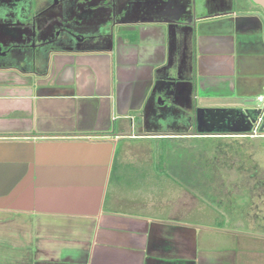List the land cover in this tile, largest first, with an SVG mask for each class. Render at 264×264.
<instances>
[{
  "label": "crops",
  "instance_id": "0c3cea01",
  "mask_svg": "<svg viewBox=\"0 0 264 264\" xmlns=\"http://www.w3.org/2000/svg\"><path fill=\"white\" fill-rule=\"evenodd\" d=\"M246 12L201 24L200 50L171 57L172 81L162 71L166 27L139 21L110 41L100 33L97 47L57 51L33 72L0 70V231L32 233L40 264H264V135L148 124L168 100L190 117L258 104L264 31L249 29L264 13ZM212 137H228V162L202 159L221 146L184 143ZM157 138L166 147L156 165L146 141ZM154 170L155 182L168 183L163 172L186 189L165 204L147 197Z\"/></svg>",
  "mask_w": 264,
  "mask_h": 264
},
{
  "label": "flooded vegetation",
  "instance_id": "af4514ba",
  "mask_svg": "<svg viewBox=\"0 0 264 264\" xmlns=\"http://www.w3.org/2000/svg\"><path fill=\"white\" fill-rule=\"evenodd\" d=\"M248 4L257 8L254 16L259 19L264 10L252 0H0V70L33 72L39 63L47 67L57 51L97 47L100 33L110 41L112 34H124L138 21L163 24L169 57L181 54L187 58L200 50L197 34L201 24L245 16ZM99 18L102 23H97ZM106 19L109 24H105ZM249 30L257 35L264 31V25L256 21ZM163 72V78L175 80L168 71ZM175 110L161 104L154 108L148 124L162 129L171 123L181 128L182 134L197 135L196 108L193 117L186 111L176 114ZM220 129L198 135L228 133L225 125Z\"/></svg>",
  "mask_w": 264,
  "mask_h": 264
},
{
  "label": "rangeland",
  "instance_id": "374dc122",
  "mask_svg": "<svg viewBox=\"0 0 264 264\" xmlns=\"http://www.w3.org/2000/svg\"><path fill=\"white\" fill-rule=\"evenodd\" d=\"M199 101H200L199 104L207 103V101L204 102L201 97H200ZM216 101H219V99H216L215 102ZM167 104H169V106L172 107L173 102H171V101L169 102V100H168ZM164 127L166 128L167 124H164ZM157 139L152 140V141H146L147 145L153 147L154 150H156L155 153L153 154V156L151 155L152 158L150 157V160L154 159V162L156 165L160 161L164 160L163 157H164V152H165V147H166L165 142H162L159 139L158 140ZM124 142L127 143L126 141H122L121 146H123ZM175 142L176 143H173V141H172V142H170V144H181V143H177V141H175ZM190 142H192L195 145L201 144V145H205V146H208V145L209 146H221V148H223L222 150L226 149L223 151V153H221V152H218V153L217 152L216 153L211 152L209 154L206 153L204 158H202V159L211 160V161L223 160L225 162H228V137H223V138H213L212 137V138H202V139H195V140L191 139V141H188V140L184 141L185 145L189 144V146L191 145ZM131 143L133 145L139 144V142H137V141L130 142L129 144L132 145ZM138 147H140V145ZM191 150H193V149H191ZM159 153H160V155H159ZM148 154H150V153H148ZM142 156H143V159H140V160H142L144 162V164H145V162H146V164L149 163L148 157L146 155H142ZM160 156H161V158H160ZM193 156H194V153H192V152H189L188 154H186V158L190 162L192 161ZM170 161L175 162L172 155L170 156ZM147 167H148V165H147ZM146 171L148 174L149 171L147 169H146ZM134 172H137V170H135ZM160 173L158 174L159 176H161L160 178L161 179H168V180H166L168 183H166L164 181L163 182H157V181L155 182L154 180H155V176H157V174L154 170L153 174L152 173L149 174V177L152 176L151 179L153 180V190L152 189L149 190V192L152 193V195H150V193L148 192L149 195H146V196L147 197L153 196V197L163 198L162 203L165 204L166 199L171 198L169 201H172L173 198L176 199V197L178 195H181L184 192V190L186 189V186H185V184H182L181 181L178 182L175 179H172L173 177L171 175H166L163 172L160 175ZM219 173L224 177L228 176V166L220 169ZM220 174H218V175H220ZM146 175H144V177H147ZM139 176H142V175L140 174ZM152 180H150V181L152 182ZM153 203L159 204L161 202H159L157 200V201H153ZM184 203L185 204L186 203L191 204L190 201H184ZM157 210L158 209H156L155 211H157ZM15 220L17 222V219H15ZM19 223L23 224V221L19 222ZM12 224H15V223L10 222V225H12ZM11 227L9 226V228H7L8 229L7 232L0 231V264H40V262L37 261L38 260L37 256L34 255V253H36V251L34 250V248H35L34 244L35 243L33 241H36L35 240L36 237L32 233H29L27 231H25V232H21V231L19 232L18 231L17 232V231H15V229L10 231ZM23 229H24V227H23Z\"/></svg>",
  "mask_w": 264,
  "mask_h": 264
},
{
  "label": "water",
  "instance_id": "95a60500",
  "mask_svg": "<svg viewBox=\"0 0 264 264\" xmlns=\"http://www.w3.org/2000/svg\"><path fill=\"white\" fill-rule=\"evenodd\" d=\"M252 2L264 10V0H252ZM171 66L170 57L162 71H169ZM195 119L198 133H211L216 128L217 131H222L220 128L225 125L228 127L225 129L228 132L253 135L254 128L259 125V133L264 135V108L259 104L246 108H196Z\"/></svg>",
  "mask_w": 264,
  "mask_h": 264
},
{
  "label": "built area",
  "instance_id": "2783aa9c",
  "mask_svg": "<svg viewBox=\"0 0 264 264\" xmlns=\"http://www.w3.org/2000/svg\"><path fill=\"white\" fill-rule=\"evenodd\" d=\"M257 102H258V104H259L261 107L264 108V97H258V98H257ZM260 135H261V134L259 133V125H258V126H256V127L254 128V130H253V135H251V136L255 137V136H260Z\"/></svg>",
  "mask_w": 264,
  "mask_h": 264
}]
</instances>
